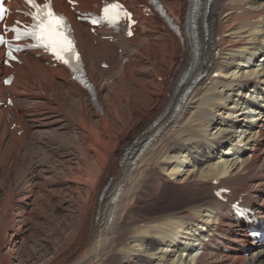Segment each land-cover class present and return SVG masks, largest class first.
<instances>
[{"label":"bare ground","instance_id":"6f19581e","mask_svg":"<svg viewBox=\"0 0 264 264\" xmlns=\"http://www.w3.org/2000/svg\"><path fill=\"white\" fill-rule=\"evenodd\" d=\"M54 1L71 17L97 96L33 52L10 86L0 83V101L14 103L0 106V264H264L263 246L240 254L246 232L213 196L228 186L264 213V0H201L191 55L157 15L140 13L143 0H126L140 25L115 42ZM159 1L182 20L186 0ZM57 158L62 173L50 168ZM166 184L185 200L130 216L135 195L159 198Z\"/></svg>","mask_w":264,"mask_h":264},{"label":"snow or ice","instance_id":"6c2138e0","mask_svg":"<svg viewBox=\"0 0 264 264\" xmlns=\"http://www.w3.org/2000/svg\"><path fill=\"white\" fill-rule=\"evenodd\" d=\"M27 2L36 9L34 13H28V15L33 16L35 23L30 31L23 34L31 35L40 39L45 46L51 48L57 56L63 59L64 56L62 54L71 53L73 50L71 40L68 39L62 31L64 27V18L54 13L51 8L50 0H46L42 7L38 5L35 0H27ZM120 10L121 6L119 4H112L103 9L106 18H109L110 22H114L115 17L119 15ZM112 11H115V16H109V13ZM12 30L19 31L15 28ZM3 42V37H0V43ZM8 55L11 56V51Z\"/></svg>","mask_w":264,"mask_h":264},{"label":"rangeland","instance_id":"374dc122","mask_svg":"<svg viewBox=\"0 0 264 264\" xmlns=\"http://www.w3.org/2000/svg\"><path fill=\"white\" fill-rule=\"evenodd\" d=\"M166 74H167V72H165L162 75V77H159V80H161L162 78H164L166 76ZM57 150H58V148L57 149L56 148L48 149V153L53 154L56 157H59L58 155L60 154L61 150H58V152H57ZM59 159H60V157H59ZM59 159L57 158V159H55V161L54 160L52 161V163H53V165L51 163L52 167H50L51 165L49 164V165H44V168L50 171L54 166L56 167V166L59 165L58 164L59 163L58 162ZM63 163L64 164H67L66 161H63ZM49 167L51 169H48ZM58 167H59L58 168V171H60L61 173L64 172L63 169L60 168V166H58ZM52 171H53V169H52ZM48 174L49 173L44 172L43 177L46 176V175L48 176ZM167 185L168 184L165 185L164 190H163V194L159 198H155V197H150L149 198V197H146L147 196V192H145V191L139 192L137 195H135V197L130 202H128V204L126 205L128 212H130V216L132 218H134V217L136 218V217H140L141 214H145V213H148V212L150 213L151 211H159L161 209H165L166 207L167 208H171V207H174V206L178 205V203H180L181 201L185 200L186 197H184V195H185L184 192H183L184 190H181L180 189V191H179V189H177L175 187H173V188L172 187H169L170 184L168 186ZM62 197H61V199H69L66 195H62ZM141 201H143V202H141ZM61 204L62 205H65L66 204V201H62ZM135 211H136V213H135ZM47 218H48V212H47ZM39 220L37 219V222ZM48 220H49V218H48ZM40 223H42L43 229L46 232V228L50 224L49 221H47V223L44 224L43 223V220H41ZM135 232H136L135 229L131 231V233H133V234ZM17 246L20 247V245H16L15 250H16ZM251 254L252 253L248 254V257H250ZM110 256H111V252L107 253L106 258H108V257L110 258Z\"/></svg>","mask_w":264,"mask_h":264}]
</instances>
